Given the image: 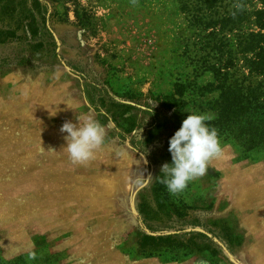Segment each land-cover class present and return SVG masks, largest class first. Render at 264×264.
<instances>
[{
    "label": "rangeland",
    "instance_id": "obj_1",
    "mask_svg": "<svg viewBox=\"0 0 264 264\" xmlns=\"http://www.w3.org/2000/svg\"><path fill=\"white\" fill-rule=\"evenodd\" d=\"M37 1L0 0V264H264L240 208L264 200V153L221 143L175 196L156 179L174 122L217 99L186 0ZM89 117L105 142L74 163L60 128Z\"/></svg>",
    "mask_w": 264,
    "mask_h": 264
},
{
    "label": "trees",
    "instance_id": "obj_2",
    "mask_svg": "<svg viewBox=\"0 0 264 264\" xmlns=\"http://www.w3.org/2000/svg\"><path fill=\"white\" fill-rule=\"evenodd\" d=\"M187 1L181 9L202 38L200 48H192L194 54L185 58L193 72L210 78L199 90L217 93L210 103L216 117L211 126L220 143L230 141L244 155L264 153V0L229 5L228 0H198L194 9L200 15L193 12L194 1ZM195 86L189 82L181 87ZM168 102L175 106L180 100L171 97ZM176 122L166 143L179 129Z\"/></svg>",
    "mask_w": 264,
    "mask_h": 264
},
{
    "label": "clouds",
    "instance_id": "obj_3",
    "mask_svg": "<svg viewBox=\"0 0 264 264\" xmlns=\"http://www.w3.org/2000/svg\"><path fill=\"white\" fill-rule=\"evenodd\" d=\"M215 118L211 113L187 114L170 137L171 163L162 164L156 177L170 195L184 192L191 182L204 177L210 162L223 155L218 130L210 123ZM60 131L67 134L64 149L74 163L91 160L105 142L104 127L91 117L83 123L65 122ZM152 179L151 175L142 177L140 187L147 186ZM35 255V252H29L30 258L34 259Z\"/></svg>",
    "mask_w": 264,
    "mask_h": 264
},
{
    "label": "crops",
    "instance_id": "obj_4",
    "mask_svg": "<svg viewBox=\"0 0 264 264\" xmlns=\"http://www.w3.org/2000/svg\"><path fill=\"white\" fill-rule=\"evenodd\" d=\"M240 208L248 223L258 230L259 235H262L264 233V200L259 198L242 200Z\"/></svg>",
    "mask_w": 264,
    "mask_h": 264
},
{
    "label": "bare ground",
    "instance_id": "obj_5",
    "mask_svg": "<svg viewBox=\"0 0 264 264\" xmlns=\"http://www.w3.org/2000/svg\"><path fill=\"white\" fill-rule=\"evenodd\" d=\"M241 184V183H240ZM240 186V185H239Z\"/></svg>",
    "mask_w": 264,
    "mask_h": 264
}]
</instances>
